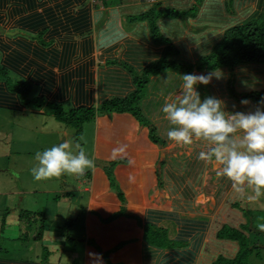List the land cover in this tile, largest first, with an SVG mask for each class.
Instances as JSON below:
<instances>
[{"label": "crops", "instance_id": "1", "mask_svg": "<svg viewBox=\"0 0 264 264\" xmlns=\"http://www.w3.org/2000/svg\"><path fill=\"white\" fill-rule=\"evenodd\" d=\"M259 2L0 0V59L17 76L13 79L32 85L31 94L48 102L61 97L73 108L97 110L81 138L93 140L94 167L80 182L83 204L64 238L70 249L75 245L74 261L52 264H214L219 258L236 257L237 242L218 236L224 226L246 232L243 226L248 224L246 230L251 231L254 221L251 214L246 216L249 207L243 202L254 195L252 187L238 192L230 180L216 175L220 165L198 159L207 150L205 142L184 146L169 141V123L161 109L179 91L180 76L215 71L223 76L198 86L202 99H222L228 112L264 107L256 96L264 91V66L209 69L203 64L228 29L261 14L264 6L260 8ZM212 9L233 16L234 22L205 23ZM152 24L157 37L152 36ZM163 58L174 67L151 76L139 92L137 105L145 124L128 112L100 113L108 101L137 92L136 77ZM4 87L5 103L20 117L33 118L0 129V158L16 154L36 162L33 150L38 140L26 137L37 129L48 135L53 131L54 145L60 137L63 143L70 141L65 129L47 127L45 109L20 107L18 96ZM244 99L247 105L241 104ZM47 114L54 120L49 110ZM120 144L127 145V155L113 158L112 149ZM22 192L26 190H20L19 183L10 198L17 200ZM258 201L252 208L260 209ZM55 223L57 229L62 225L61 220Z\"/></svg>", "mask_w": 264, "mask_h": 264}, {"label": "clouds", "instance_id": "2", "mask_svg": "<svg viewBox=\"0 0 264 264\" xmlns=\"http://www.w3.org/2000/svg\"><path fill=\"white\" fill-rule=\"evenodd\" d=\"M213 76L222 78L220 71L208 75L184 74L175 97L166 101L162 113L169 123L167 139L173 143L190 146L196 140L206 143L207 150L198 159L215 161L220 165L218 177L232 182L238 192L251 186L254 195L249 200L264 197V107L253 112H228L222 99L207 96L203 99L197 90L199 85L210 84ZM247 99L241 100L247 105ZM264 104V100L260 102ZM65 141L36 153L38 164L31 169L34 180H48L64 174L83 175L94 167L80 144ZM127 155V145L112 149L113 158ZM264 230V225L260 226ZM102 260L99 254H92Z\"/></svg>", "mask_w": 264, "mask_h": 264}, {"label": "rangeland", "instance_id": "3", "mask_svg": "<svg viewBox=\"0 0 264 264\" xmlns=\"http://www.w3.org/2000/svg\"><path fill=\"white\" fill-rule=\"evenodd\" d=\"M256 21L259 20L257 19ZM198 91L200 93V90ZM47 112L48 110L45 109L46 120L44 122L48 125L47 127H54L56 131L65 129L70 134L69 143L72 145L73 150L77 152L79 149L75 145L78 141H75L74 138L76 140L80 139L81 148L91 158L90 152L93 140L85 139L81 141L85 134V125H81L78 130H75L69 125L59 123L55 119L53 120L47 116L49 115ZM19 115L15 111L9 112L8 110L0 109V129L8 126L12 121H23L24 119L33 118L30 114L27 117H20ZM13 132L12 136L15 135L17 137L19 133ZM30 136L38 140V147L33 150L35 155L39 149L44 151L54 145L55 133L53 131L48 135L45 130L40 133L39 129H37V133L33 135L27 132L28 138L26 137V139H30ZM62 139L64 137H60L56 145ZM4 154H7V152L5 151ZM31 156L33 159L34 152H32ZM24 158L16 154H11V157L6 160L0 158V229H2L0 230V248L8 251L14 258L35 259L33 261L36 263L41 262V258H43V254L46 251L50 254L48 261L51 263L57 261L71 263L72 260L74 261L72 250L75 245L70 249L69 243L66 244L64 238L68 228L73 227L75 224V218L72 216L80 211V205L82 206L83 204L80 201L81 193L79 189L80 182L84 180L85 174H64L60 177L34 182L31 169L38 164V161L35 159L36 162L33 163V161H28L27 156H24ZM19 183L20 190H26V192H22L17 200H13L10 196ZM251 196H253L252 193ZM21 197H23L22 200ZM255 201L246 197L243 202V206L249 207V210H251V220L254 222L249 233L254 239L250 240V252L247 257H241V259L247 264H264V230L260 227L264 225V197H261L258 201L259 204L257 206L261 205L259 206L260 209L258 207L252 208L255 207L253 205H256ZM56 220L62 221V225L58 229L56 228ZM38 233L43 234V241L34 240ZM39 237L40 235L36 236V238ZM61 239L64 244H62ZM77 260L80 262V258Z\"/></svg>", "mask_w": 264, "mask_h": 264}, {"label": "trees", "instance_id": "4", "mask_svg": "<svg viewBox=\"0 0 264 264\" xmlns=\"http://www.w3.org/2000/svg\"><path fill=\"white\" fill-rule=\"evenodd\" d=\"M253 1L254 0H247V2H249L248 5H251V2ZM258 4L260 8L263 7L264 0H260ZM218 10L219 9L210 10L206 14V18L203 19L205 20V23L215 26L216 24L234 22L233 16L229 15L227 18L222 16ZM251 12L252 11L250 9L247 10L245 16L247 17L251 15ZM257 19L259 21H256ZM151 31L152 36L157 37L155 36L157 31H155L153 24ZM217 44L214 49L215 52L213 53V56L206 59L203 58V64L208 66L209 69H215L223 66L227 68H234L239 65L264 66V10L260 15H258V17L255 16L252 17V19L247 18V20L242 24L235 25L228 29L220 40V43L218 45ZM171 67H174V65H171L165 58L152 62L140 76L136 77V83L138 87H140L137 92L129 95L125 99L108 101L103 105L104 107H101L102 109L100 110V113H102L103 110L111 112L114 111L117 113L128 112L141 124H145V119H143L139 111V105H137V102L139 101L138 96L141 93L140 90L144 87L143 85L147 83L151 76L166 71ZM14 77L17 76L7 69L2 64L0 59V83H5L6 85V87H4L0 84V109H5L10 112L16 110L13 109L11 104L5 103L6 101L4 100L1 92L4 87L10 95L16 94L18 96L17 103L20 107L36 110L45 108L50 111L57 122L69 125L75 130H78L81 125L94 121L97 114L96 109H88L84 107L73 108L70 106L69 102H63L61 97H56L54 102H48L44 96H37L36 93V95H33V93L31 94L32 85L24 81H19L18 79H13ZM250 95L255 96L254 93H251ZM256 96L259 99L264 100V91L256 92ZM150 131L152 137L154 129H150ZM250 214V210L249 212H246V216ZM248 228L249 225L246 224L243 226V230L246 232L235 230L228 226H224L221 229L218 237L231 239L237 242L239 251L234 259L225 260L223 258H219L214 264H247L241 259V257H247L250 252V240L254 239L250 236L249 231L247 232L246 229ZM37 235H40V237L36 238ZM36 236L34 237L35 241H43L44 236L42 233H38ZM156 243H158V240ZM49 256V252L46 251V253L43 254V258H41V262L36 263L33 261L35 259L14 258L8 251L0 248V264H52L48 261Z\"/></svg>", "mask_w": 264, "mask_h": 264}, {"label": "water", "instance_id": "5", "mask_svg": "<svg viewBox=\"0 0 264 264\" xmlns=\"http://www.w3.org/2000/svg\"><path fill=\"white\" fill-rule=\"evenodd\" d=\"M63 141H64V139H62V141H61L59 144L63 143ZM59 144H58V145H59Z\"/></svg>", "mask_w": 264, "mask_h": 264}]
</instances>
